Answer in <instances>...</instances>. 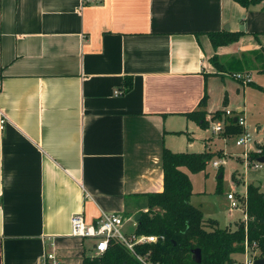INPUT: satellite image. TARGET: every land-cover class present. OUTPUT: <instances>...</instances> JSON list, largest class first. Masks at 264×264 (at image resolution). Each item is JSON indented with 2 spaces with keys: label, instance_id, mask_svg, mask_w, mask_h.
I'll list each match as a JSON object with an SVG mask.
<instances>
[{
  "label": "crops",
  "instance_id": "0c3cea01",
  "mask_svg": "<svg viewBox=\"0 0 264 264\" xmlns=\"http://www.w3.org/2000/svg\"><path fill=\"white\" fill-rule=\"evenodd\" d=\"M222 29L244 32L214 47ZM250 68L264 73V0H0V264H82L74 213L135 226L163 146L204 149L185 112L205 92V115L224 111L217 80Z\"/></svg>",
  "mask_w": 264,
  "mask_h": 264
},
{
  "label": "trees",
  "instance_id": "16d2710c",
  "mask_svg": "<svg viewBox=\"0 0 264 264\" xmlns=\"http://www.w3.org/2000/svg\"><path fill=\"white\" fill-rule=\"evenodd\" d=\"M247 7L262 0H234ZM244 31L222 29L208 31L210 42L219 46L238 39ZM228 72L235 78V73ZM240 80L238 78H235ZM132 85L131 75L123 76L120 93L127 91ZM207 99L206 92L199 100L197 108L185 112L188 118H194L202 127L208 125L203 109ZM221 109L212 111L213 118L224 121ZM236 118V117H235ZM226 121V120H225ZM224 121L225 133L237 134L240 126L232 117ZM258 152L251 158L264 156V144H259ZM213 152L173 151L163 146L162 156V190L149 191L144 195L145 210H140L134 231L136 233H152L156 241L134 244L128 249L120 240L110 239L107 247L98 255L84 254L82 264H144L138 257L143 255L152 264H232L236 258L233 253H242L245 248L256 254L253 259L264 255V191L260 187L248 184L246 200L243 207L244 219L237 221L236 226H219L218 219L204 217L202 210L189 201L193 194L189 173L205 167ZM185 168V169H184ZM220 169V168H219ZM199 247L200 261L193 258L192 248ZM145 260V259H144ZM145 260V261H146ZM44 264H60L57 261H45Z\"/></svg>",
  "mask_w": 264,
  "mask_h": 264
},
{
  "label": "rangeland",
  "instance_id": "374dc122",
  "mask_svg": "<svg viewBox=\"0 0 264 264\" xmlns=\"http://www.w3.org/2000/svg\"><path fill=\"white\" fill-rule=\"evenodd\" d=\"M249 70L246 71L248 72L247 76L243 73L238 79L244 84L246 77H250L255 85L246 84L243 87L231 76L226 77L224 82L221 79L217 81L220 85L219 90L222 91L219 98L222 99L224 92L228 97V103L226 102L223 108L236 110L238 107L236 105L244 107L243 113H237L235 116L238 118L244 116L251 140L245 146L236 145L235 138H233L235 134L225 133L228 135L225 139V135L219 137L211 131V122L209 121V126L200 127L201 131L195 134L197 137L195 144L202 143L204 148L212 151L213 154L203 169L189 173L193 187V194L189 201L200 207L204 217L212 216L218 219L219 226L229 224L231 228L236 226L237 221L244 219V213L239 206H230V202L226 198L227 192L243 193L249 183L264 181V161L260 162V166L254 167L252 164L255 158H251L254 152H258L259 144H264V73H260L254 68ZM251 80L246 83L251 82ZM257 84L262 88H259ZM221 99H219L218 105H221ZM204 118L206 120V115ZM213 160L220 161V164L218 166L213 165ZM219 173H222L221 177L218 176ZM133 228L132 222H129L125 225L124 230L130 232ZM94 241L92 238H86V244L90 247L88 249L90 254L93 252ZM252 254L255 255L256 253L252 252ZM252 254L246 250L242 253L235 252L233 256L239 260H244L247 255L253 256Z\"/></svg>",
  "mask_w": 264,
  "mask_h": 264
},
{
  "label": "built area",
  "instance_id": "2783aa9c",
  "mask_svg": "<svg viewBox=\"0 0 264 264\" xmlns=\"http://www.w3.org/2000/svg\"><path fill=\"white\" fill-rule=\"evenodd\" d=\"M243 73L245 72L235 73V78H239L241 75H243ZM245 74L247 76L248 73ZM250 80H251L250 77H246L244 83ZM113 93L118 94L120 93V90L115 89ZM231 113H232L231 109L225 108L223 112V117L225 115H230ZM2 120L3 118H0V122H2ZM225 120L226 119H224V121ZM235 120L240 126H242V129L240 133H237L233 136V138H235L234 142L236 145L242 144L245 146L246 143L251 140L246 121H244V116H241L240 118L236 116ZM206 121L207 123L209 121L211 122L210 129L212 132L224 131V121L217 118H213L212 113L206 116ZM225 122H227V120ZM260 162L261 161L254 159L252 165L254 167H258L261 164ZM219 164L220 161L213 160V165L218 166ZM226 198L229 200L231 207L239 206L243 210L246 200V190L243 193L237 192V194H235L234 191H228L226 194ZM127 220L128 218L125 217L124 214L118 211L115 212L106 211V212H102V214L99 216V219L95 222V224H88L83 221L82 216L80 214L74 213L70 216L71 233L81 238L90 237L95 240L92 246L93 252L91 255L100 254V252L107 247L108 241L110 239L120 240L130 250H132L134 244L136 243H144L148 241L157 240L155 234L136 233L134 231L135 226L132 229V231L126 232V230H124V224L126 223ZM133 222L136 225V221L134 220ZM246 250L247 249L245 248V251ZM45 256L46 258H51L50 254H46ZM137 257L144 264H152V262L151 261L148 262L143 255L137 254ZM40 264H44V261L40 262ZM232 264H253V256L247 255L244 260H239L235 258L232 261Z\"/></svg>",
  "mask_w": 264,
  "mask_h": 264
},
{
  "label": "water",
  "instance_id": "95a60500",
  "mask_svg": "<svg viewBox=\"0 0 264 264\" xmlns=\"http://www.w3.org/2000/svg\"><path fill=\"white\" fill-rule=\"evenodd\" d=\"M225 28H228V26L225 25ZM233 120H235V117H233ZM257 160L259 161H264V156L261 155V156H258ZM219 177L222 176V173H219L218 175ZM253 185L255 186H259L257 182H254ZM139 213H137L135 216H134V219L137 220V218L139 217ZM191 252L193 253V258L194 260L197 262V261H200L201 259V251L199 249V247H196V248H192L191 249ZM253 264H264V255H262L261 257H256L253 259Z\"/></svg>",
  "mask_w": 264,
  "mask_h": 264
}]
</instances>
